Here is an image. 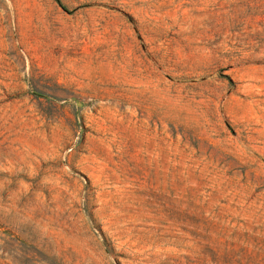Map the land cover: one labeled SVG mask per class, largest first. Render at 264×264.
Listing matches in <instances>:
<instances>
[{
    "label": "rangeland",
    "instance_id": "obj_1",
    "mask_svg": "<svg viewBox=\"0 0 264 264\" xmlns=\"http://www.w3.org/2000/svg\"><path fill=\"white\" fill-rule=\"evenodd\" d=\"M0 264H264V0H0Z\"/></svg>",
    "mask_w": 264,
    "mask_h": 264
}]
</instances>
